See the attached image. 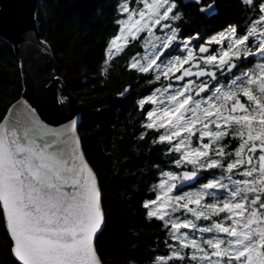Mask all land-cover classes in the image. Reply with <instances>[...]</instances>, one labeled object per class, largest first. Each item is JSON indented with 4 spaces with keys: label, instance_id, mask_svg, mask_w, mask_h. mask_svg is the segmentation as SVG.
<instances>
[{
    "label": "snow or ice",
    "instance_id": "obj_1",
    "mask_svg": "<svg viewBox=\"0 0 264 264\" xmlns=\"http://www.w3.org/2000/svg\"><path fill=\"white\" fill-rule=\"evenodd\" d=\"M234 8L223 19L217 0H114L99 72L107 77L130 52L124 69L150 86L135 93V139L159 161L141 209L163 238L144 264H264V0ZM4 44L21 75L28 63L40 79L0 112V225L12 264H104L95 243L103 194L82 148L84 117L43 116V92L59 83L40 63L47 40L32 29ZM55 103L66 109L70 98L61 92Z\"/></svg>",
    "mask_w": 264,
    "mask_h": 264
},
{
    "label": "trees",
    "instance_id": "obj_2",
    "mask_svg": "<svg viewBox=\"0 0 264 264\" xmlns=\"http://www.w3.org/2000/svg\"><path fill=\"white\" fill-rule=\"evenodd\" d=\"M114 0H38L35 20L42 39L50 44L55 74L77 98L84 117L79 135L83 151L99 177L104 227L96 247L104 264H144L160 236L157 224L145 218L141 201L155 181L149 144L135 139L140 131L135 93L147 94L146 81L124 69L129 51L101 76L103 49L114 32ZM236 0H217L223 19L236 15ZM189 11V16L198 19ZM133 95H117L127 85ZM22 91L18 59L0 37V112ZM162 239L163 237L160 236ZM0 264H12L8 241L0 225Z\"/></svg>",
    "mask_w": 264,
    "mask_h": 264
},
{
    "label": "water",
    "instance_id": "obj_3",
    "mask_svg": "<svg viewBox=\"0 0 264 264\" xmlns=\"http://www.w3.org/2000/svg\"><path fill=\"white\" fill-rule=\"evenodd\" d=\"M37 4L38 0H0V37L4 40L6 37L18 38L24 30L32 29L41 37L35 20ZM40 63L42 67L46 68L47 72L55 74L54 60L50 49L47 59ZM35 67V65L30 66L26 63L23 68L26 76L21 75V69L19 68L22 82L21 93L25 92L26 89L39 90L40 79L34 71ZM55 76L58 77L56 74ZM58 78L59 83L50 81L43 92L41 111L43 116L49 120L59 119L62 115H66L68 111H76L81 114L77 98L65 87L62 79L60 77ZM25 79H27V84L24 83ZM61 92L70 98V106L66 109H60L55 103L56 97ZM31 94L32 92H29V95Z\"/></svg>",
    "mask_w": 264,
    "mask_h": 264
}]
</instances>
